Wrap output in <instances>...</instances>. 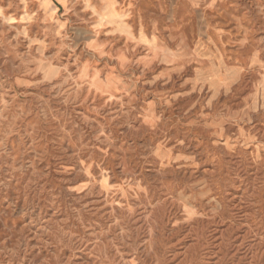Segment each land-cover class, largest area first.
I'll return each mask as SVG.
<instances>
[{"label":"rangeland","instance_id":"rangeland-1","mask_svg":"<svg viewBox=\"0 0 264 264\" xmlns=\"http://www.w3.org/2000/svg\"><path fill=\"white\" fill-rule=\"evenodd\" d=\"M0 264H264V0H0Z\"/></svg>","mask_w":264,"mask_h":264}]
</instances>
